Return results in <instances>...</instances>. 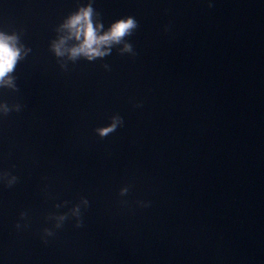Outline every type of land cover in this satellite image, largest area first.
Wrapping results in <instances>:
<instances>
[{
  "label": "water",
  "instance_id": "obj_1",
  "mask_svg": "<svg viewBox=\"0 0 264 264\" xmlns=\"http://www.w3.org/2000/svg\"><path fill=\"white\" fill-rule=\"evenodd\" d=\"M0 264H264V0H0Z\"/></svg>",
  "mask_w": 264,
  "mask_h": 264
}]
</instances>
